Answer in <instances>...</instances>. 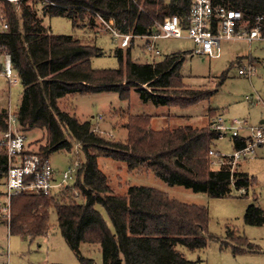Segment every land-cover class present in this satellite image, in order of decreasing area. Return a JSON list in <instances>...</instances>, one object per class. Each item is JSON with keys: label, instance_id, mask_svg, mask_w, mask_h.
<instances>
[{"label": "trees", "instance_id": "trees-1", "mask_svg": "<svg viewBox=\"0 0 264 264\" xmlns=\"http://www.w3.org/2000/svg\"><path fill=\"white\" fill-rule=\"evenodd\" d=\"M217 1L240 10L247 28L261 16L264 37V0ZM190 5L191 0H0V26L7 24L0 27V43L10 54L23 87L14 113L18 128L46 131L45 141L35 150L43 160L52 152H71L76 146L84 155L82 159L77 156L79 164L68 182L51 193L12 196L9 219L0 216L10 234L32 238L46 233L53 209L64 241L82 264H89V259L81 255V243L100 244L103 264H193L176 246L200 249L215 238L207 231L206 206L181 201L151 185L127 183L117 192L97 162L99 155L110 156L129 170L144 167L170 185L213 197L229 195L231 184L244 190L250 183L246 172L233 169L230 163L212 167L208 150L220 136L209 126L215 109L209 108L200 123L187 119L160 128L151 127V114H131L122 125L126 138L108 140L89 119L79 120L59 106V99L69 93L115 91L120 99H128L131 88L142 101L169 107L208 98L212 90L183 82V52L150 62L131 56L134 38L158 32L156 22L176 14L185 26ZM44 16H65L74 27L82 28L94 26L98 16L112 17L121 32L132 35L130 44L125 50L115 48L117 67L94 68L90 59L102 54V48L72 34L52 33ZM7 112L0 110V133L7 129ZM250 139L248 133L232 137L233 150L246 146ZM6 170V153L0 147V183ZM244 222L264 224V209L251 203ZM229 236L236 243L233 253L257 251L245 236H234L231 231Z\"/></svg>", "mask_w": 264, "mask_h": 264}, {"label": "rangeland", "instance_id": "rangeland-1", "mask_svg": "<svg viewBox=\"0 0 264 264\" xmlns=\"http://www.w3.org/2000/svg\"><path fill=\"white\" fill-rule=\"evenodd\" d=\"M44 23L54 34H72L101 47L103 53L90 59L92 67L118 66L114 50L120 46L119 39H115L99 20H96L94 26L84 28L74 27L65 16H44ZM148 40L146 37L134 38L131 49L134 60L150 62L162 59L172 52L181 51L184 54L180 68L183 82L189 86L210 89L211 95L193 105L169 107L144 102L131 88L128 99H120L115 91L69 93L59 99V106L79 120L89 119L94 130L108 140L126 138L127 130L122 125L131 114H151V127L160 128L167 123H178L187 119L200 123L203 121V114L212 108L215 109V114L244 120V126L247 127L239 129L240 134L250 132L251 126L264 128V37H257L252 42L245 39H221L219 49H214L217 54L211 57L197 53L195 43L187 37L154 39L159 53L146 48L145 43ZM129 44L122 49L125 50ZM240 69L245 72L241 73ZM13 78L16 81L9 83L0 72V110L5 108L11 114L18 108L23 88L16 74ZM215 114L213 112V115ZM20 130L31 150H37L38 144L45 141L46 131L41 127ZM212 147L222 154H232L234 151L229 134L214 139ZM77 156L81 159L84 156L78 148L71 152L59 150L52 152L48 160L54 168L62 171L66 170ZM216 160L211 156L212 167L219 166L215 163ZM97 162L99 168L107 175L109 185L117 192H121L127 183L151 185L181 201L207 207V231L215 238L209 239L206 246L200 249H188L180 244L176 246L187 259L194 262L193 264H264V224L244 222L245 211L251 203L264 209V141L256 144L252 151L240 156L232 164L233 169L248 174L249 185L241 191L231 184L229 195L223 197L209 196L181 185H170L144 167L129 170L125 163L110 156L99 155ZM0 188L2 189L1 186ZM97 208L109 222L104 209L99 205ZM230 231L234 236H245L257 246V251L233 253L232 245L236 243L229 236ZM14 238L19 240L18 244L0 246V251L9 255L13 263L82 264L64 241L53 209L49 212V228L46 233L32 238L24 237V240L20 236ZM223 243H227V246H223ZM80 252L84 258L89 259V264H103L100 244L81 243Z\"/></svg>", "mask_w": 264, "mask_h": 264}, {"label": "built area", "instance_id": "built-area-1", "mask_svg": "<svg viewBox=\"0 0 264 264\" xmlns=\"http://www.w3.org/2000/svg\"><path fill=\"white\" fill-rule=\"evenodd\" d=\"M16 1V0H9ZM2 18V16H0ZM257 17L252 28L246 27L242 13L217 0H191V5L186 16V25L183 26L178 15L173 14L165 17L162 22H156L158 32L150 35L145 43L147 49L159 53L154 44V39L167 37H187L191 39L196 47L195 51L202 55L214 56V49H219L221 39H245L252 42L257 37H262ZM98 20L111 32L115 39H119L121 47L129 43L132 36L130 33L121 32L112 17ZM1 28H6L4 23ZM2 69L0 72L8 79L9 83L16 81L10 54L0 43ZM241 73L245 71L240 69ZM8 111V110H7ZM245 121L239 118H226L223 114L211 117L209 126L221 135L229 134L230 138L239 136V129L244 126ZM248 135L251 139L246 146L236 149L232 154H222L213 148L208 150L210 156L217 160L215 163H235L236 159L252 151L256 144L264 141V128L250 127ZM0 147L5 151L7 157V170L2 183H0V216L9 219L11 213V198L20 192L37 195H47L55 188L66 184L75 172L79 162L75 160L66 170L54 168L48 159H42L35 150L27 147L25 135L18 128L14 114L7 112V129L0 133ZM79 148L76 146V149ZM231 157V158H229ZM242 191V189H241Z\"/></svg>", "mask_w": 264, "mask_h": 264}, {"label": "crops", "instance_id": "crops-1", "mask_svg": "<svg viewBox=\"0 0 264 264\" xmlns=\"http://www.w3.org/2000/svg\"><path fill=\"white\" fill-rule=\"evenodd\" d=\"M246 134H242V135H246ZM14 237H17V236L9 233L8 226L4 223H0V246H3L4 244L9 245L10 243H17L18 244L19 240H15ZM25 238H27V237H25ZM25 238L21 237L22 240H24ZM0 249H1V247H0ZM0 264H23V263L22 262L13 263L12 258L9 257V255H5V254H3V252L0 251Z\"/></svg>", "mask_w": 264, "mask_h": 264}]
</instances>
